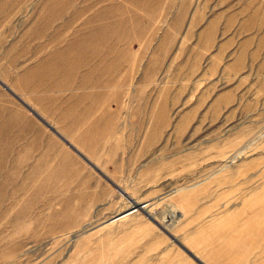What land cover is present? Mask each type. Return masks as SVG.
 <instances>
[{"label":"rangeland","instance_id":"obj_1","mask_svg":"<svg viewBox=\"0 0 264 264\" xmlns=\"http://www.w3.org/2000/svg\"><path fill=\"white\" fill-rule=\"evenodd\" d=\"M72 1L0 0V264H264V0Z\"/></svg>","mask_w":264,"mask_h":264},{"label":"bare ground","instance_id":"obj_2","mask_svg":"<svg viewBox=\"0 0 264 264\" xmlns=\"http://www.w3.org/2000/svg\"><path fill=\"white\" fill-rule=\"evenodd\" d=\"M75 0H73L72 2H74ZM71 2V3H72ZM73 4V3H72ZM68 6V5H67ZM44 8V7H42ZM64 8H66V6H62L60 7L58 10L54 11L49 17L47 20H44V22H46L47 24H51V23H54L56 22L57 20H60L62 18V13L64 12ZM48 16V15H47ZM63 24H66V23H63ZM63 26V25H62ZM60 29V28H59ZM59 29L57 28V30H55V34H59L61 32H59ZM69 49H73V47H69ZM87 56V55H86ZM77 66V65H76ZM82 66V64H81ZM2 190V189H1ZM4 190V189H3ZM6 190V189H5ZM2 193L3 195V192H0ZM1 195V194H0ZM2 205V204H1ZM3 207V205H2ZM5 208V207H4ZM149 218L151 219V221H153V219L149 216ZM174 218V217H172Z\"/></svg>","mask_w":264,"mask_h":264},{"label":"water","instance_id":"obj_3","mask_svg":"<svg viewBox=\"0 0 264 264\" xmlns=\"http://www.w3.org/2000/svg\"><path fill=\"white\" fill-rule=\"evenodd\" d=\"M180 246V245H179ZM182 250H184L185 253H187L192 259H194L198 264H203L198 258H196L194 255H192L189 251L184 249L182 246H180Z\"/></svg>","mask_w":264,"mask_h":264},{"label":"crops","instance_id":"obj_4","mask_svg":"<svg viewBox=\"0 0 264 264\" xmlns=\"http://www.w3.org/2000/svg\"><path fill=\"white\" fill-rule=\"evenodd\" d=\"M196 257V256H195Z\"/></svg>","mask_w":264,"mask_h":264}]
</instances>
